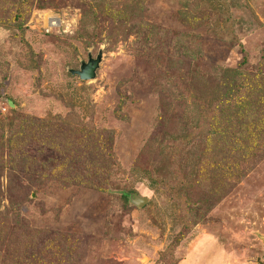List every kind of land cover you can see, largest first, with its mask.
Segmentation results:
<instances>
[{"label":"rangeland","instance_id":"1","mask_svg":"<svg viewBox=\"0 0 264 264\" xmlns=\"http://www.w3.org/2000/svg\"><path fill=\"white\" fill-rule=\"evenodd\" d=\"M21 1L0 0V264H264V0ZM31 119L99 131L120 166L94 142L63 164Z\"/></svg>","mask_w":264,"mask_h":264},{"label":"trees","instance_id":"2","mask_svg":"<svg viewBox=\"0 0 264 264\" xmlns=\"http://www.w3.org/2000/svg\"><path fill=\"white\" fill-rule=\"evenodd\" d=\"M21 3H24V0H22ZM231 89H233V88L231 87ZM230 91H232V90H230ZM233 91H234V95H236L235 92H237V89L234 88ZM211 92H213V91L209 90L207 93L209 94ZM219 94L222 95L221 93H219ZM220 95L218 96L215 94L212 101L217 102V103H221L220 102V99H221ZM231 99H233V98H230V100ZM10 106H12L11 103H10ZM214 109L211 110V113H210V114H212V116H211L212 121H213L212 125H213V127L216 126V129H218L219 128L218 120L220 118V115L228 114V111L230 110L229 103L225 107H224V105H219V106L215 107ZM204 116L207 119V118H209L210 115L205 114ZM30 123H31L30 129H33L34 126L39 125V127H41V129L43 131H45V137L42 136L41 138L43 140H49V143H47V144H50V145H48V146H51L52 149L54 148L55 152H58V154L60 152L58 148H63V149L74 150V151L76 150L77 153L79 154V156H81L82 152H83V154H85L87 156V155H90L91 152L93 151L94 148H93L92 143L94 142V144L99 149L105 150L104 151L105 158L107 159L108 162H105L104 165H108L107 167H109V166L119 167L120 166V164L118 163L117 158L115 157L114 152H113V149H114L113 141L110 139V137L108 139H106L105 137L102 138V135L97 130L90 129V130H87L84 132L85 129H81L79 127H73L69 124H64V123L58 124L55 127L52 126V127L48 128V126H50L48 124V120H40V119H31ZM199 127H200V125L197 126V128H199ZM216 131L217 130H215L214 132H215V135L217 136L219 134ZM48 133H49V136L47 135ZM90 133H91V135H90ZM92 133H95V135L93 137H92ZM244 145H247V149L244 146L245 150L243 151L242 149H238L237 145L234 142H232V141L229 142L227 140V142L222 146L216 145L215 149H218V151L221 150L220 152L222 154H225V156H228V157H232L233 152L236 151V152H240L242 155L246 154V156H248L249 158L253 157L257 153V151L259 150V149H255L253 147V140L246 141L244 143ZM58 154H57V156H58ZM234 156H236V155H234ZM58 158L60 161L63 160L62 156L60 154H59ZM62 163L65 164L64 160L62 161ZM93 163L94 162L92 161L88 165L93 166ZM60 181H64V179H60ZM88 183L89 182L85 183V186H87V185H94L95 186V184H88Z\"/></svg>","mask_w":264,"mask_h":264},{"label":"water","instance_id":"3","mask_svg":"<svg viewBox=\"0 0 264 264\" xmlns=\"http://www.w3.org/2000/svg\"><path fill=\"white\" fill-rule=\"evenodd\" d=\"M103 61V52L102 50L99 52L98 56L94 58L92 54L89 56L88 62L82 63L79 70H71V73L75 76H78L82 81H91L97 77V72L101 67V63ZM127 197H129L130 201L138 206L139 208L144 207L149 199L146 197L139 196L135 193H125ZM264 241V237L258 235Z\"/></svg>","mask_w":264,"mask_h":264}]
</instances>
